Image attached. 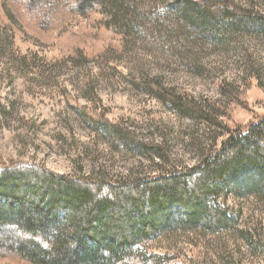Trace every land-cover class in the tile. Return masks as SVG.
Wrapping results in <instances>:
<instances>
[{
	"label": "rangeland",
	"instance_id": "374dc122",
	"mask_svg": "<svg viewBox=\"0 0 264 264\" xmlns=\"http://www.w3.org/2000/svg\"><path fill=\"white\" fill-rule=\"evenodd\" d=\"M198 1L124 0L122 36L101 26L80 39L101 15L0 0V163L132 180L196 165L229 128L264 114V0H206L256 17L252 26L209 21ZM222 196L233 228L164 230L137 250L157 264H264V196Z\"/></svg>",
	"mask_w": 264,
	"mask_h": 264
},
{
	"label": "trees",
	"instance_id": "16d2710c",
	"mask_svg": "<svg viewBox=\"0 0 264 264\" xmlns=\"http://www.w3.org/2000/svg\"><path fill=\"white\" fill-rule=\"evenodd\" d=\"M123 2L61 0V9L70 13L83 8L86 19L101 15L80 39L99 38L101 26L113 38L128 26L119 15L125 10ZM195 4L191 8L209 21L230 15L235 25L257 22L222 2ZM84 52L91 59L100 54L93 46ZM138 82L175 101L155 78ZM227 192L264 196V114L229 128L220 145L196 165L132 180L69 177L29 162L0 163V264H157L137 245L164 230L215 232L235 226V217L218 201Z\"/></svg>",
	"mask_w": 264,
	"mask_h": 264
}]
</instances>
